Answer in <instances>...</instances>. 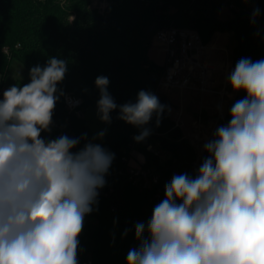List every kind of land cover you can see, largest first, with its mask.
I'll return each mask as SVG.
<instances>
[{
    "label": "clouds",
    "instance_id": "clouds-1",
    "mask_svg": "<svg viewBox=\"0 0 264 264\" xmlns=\"http://www.w3.org/2000/svg\"><path fill=\"white\" fill-rule=\"evenodd\" d=\"M65 72V61L50 58L0 100V264H77L84 218L106 185L113 153L92 141L71 151L86 134L41 138L50 131ZM228 82L245 98L204 144L196 176L174 174L150 220L135 224L139 244L127 264H264V59L242 57ZM109 83L106 76L95 80L99 118L110 124L119 107L118 118L140 128L134 140L143 141L151 132L145 125L154 114L159 125L165 106L145 90L135 103L118 106Z\"/></svg>",
    "mask_w": 264,
    "mask_h": 264
},
{
    "label": "trees",
    "instance_id": "trees-1",
    "mask_svg": "<svg viewBox=\"0 0 264 264\" xmlns=\"http://www.w3.org/2000/svg\"><path fill=\"white\" fill-rule=\"evenodd\" d=\"M222 3L233 6L229 8L231 17L226 20L218 17ZM255 9L259 13L254 16ZM169 25L196 30L204 44L215 32H231L236 42L232 50L233 68L242 57L252 61L264 59V0H107L103 12L92 8L90 0H0V70L7 68L10 59L22 63L28 74L32 67L46 66L50 58L65 61V76L54 94L59 98L52 120L69 122L74 138L86 134L77 150L92 141L114 154L98 203L84 219L78 237L77 264H127L129 249L139 244L135 224L150 220L154 206L165 198V192L155 200V186L141 190L127 175L119 173L123 168L120 159L130 136L141 131L118 118L119 107L110 113L111 123L98 140L83 115L78 117L65 110L63 95L72 93L82 99L81 109L92 107L97 111L98 76L108 77V91L118 106L135 103L141 90L154 94L162 65L149 58L148 49L153 35ZM2 84L1 79L0 87ZM245 96L241 91L229 105L225 125L231 119V106ZM159 100L166 109L165 102ZM165 109L159 125L154 114L147 127L151 130L147 139L158 140L167 157L158 164V159L143 146L137 148L144 154L148 168L158 167L161 182L172 174L195 177L196 174L184 170L195 159L194 150L181 139L179 128ZM49 128L50 131L41 132L45 141L55 140L56 129L52 125ZM206 156L204 151L200 161Z\"/></svg>",
    "mask_w": 264,
    "mask_h": 264
},
{
    "label": "built area",
    "instance_id": "built-area-1",
    "mask_svg": "<svg viewBox=\"0 0 264 264\" xmlns=\"http://www.w3.org/2000/svg\"><path fill=\"white\" fill-rule=\"evenodd\" d=\"M228 7L232 8L233 6L229 5ZM151 42L158 45L163 54L162 72L154 90V95L159 99H161V91L169 92L174 89L194 92L200 96L217 95L219 99H223L226 96L225 87L219 88V83L217 82V68L207 58L208 45L202 42L196 30L169 25L158 30L153 35ZM4 52L6 53V50ZM1 94L2 90L0 87V100ZM82 103V99L72 93L66 92L63 95V105L68 113L78 117L82 116ZM153 119L154 115L145 127H149ZM196 123L193 122L192 125L196 126ZM50 125L56 129L55 139L61 135L74 138L69 122L52 120ZM175 126L179 125L176 123ZM138 135L132 134L130 136V141L123 150V155L120 159L123 168L119 173L127 175L128 180L141 190L151 189L155 186L153 199L156 200L164 192L165 184L171 180L174 174L169 176L166 181L161 182V172L158 171V167L148 168L146 166L145 156L137 148V145L143 146L145 151L155 156L158 159V164L161 163L162 150L160 147H156L152 141H149L147 137L143 141L137 142L134 137ZM71 151H78L77 147ZM202 154L199 153L191 163L185 166L184 170L188 169L191 174H197L202 163L200 161ZM82 264L91 263L90 261H84Z\"/></svg>",
    "mask_w": 264,
    "mask_h": 264
},
{
    "label": "rangeland",
    "instance_id": "rangeland-1",
    "mask_svg": "<svg viewBox=\"0 0 264 264\" xmlns=\"http://www.w3.org/2000/svg\"><path fill=\"white\" fill-rule=\"evenodd\" d=\"M90 1H91V7L97 9L100 12H103L105 7L107 6V0H90ZM218 17L222 20H226L231 17V11L226 3H222L219 13H218ZM228 34L229 35H227L225 38H222L220 40V45L222 49L216 50L215 53L217 54L216 56L218 58L221 59L222 57L224 61L232 62V50L234 46L236 45V42H235L233 35L230 32ZM148 56L151 59H153L155 63H157L158 65H162L163 63L162 51L159 49V47L154 42H151V45L148 49ZM28 78H29L28 71L23 66V64L18 62L17 60L10 59L9 64L7 65V68H4L2 71L0 70V83H1V79L3 83L1 86V90H2L1 100L3 99V92L5 90H7L13 85L17 87H22L28 84ZM225 92H226L225 93L226 96L223 99H219L217 95L216 96H200L199 94H196L194 92L180 91L178 89H174L169 92L161 91L160 93L163 96V98L168 99L167 101L168 102L167 103L168 114L167 115L169 118H171L174 115L175 111L178 109L179 102L180 101L183 102V100L188 99L187 102L185 103V108L187 109L188 114L192 117L190 120L197 118L199 116L198 115L199 109H202L201 121L203 123H205L206 121H208L207 124H210L211 122H216L214 125V128L210 129L208 128V126L206 128H203L199 122L196 123V126H193L192 124H190L191 121L187 120L186 118L184 119L182 117L184 126L179 128L181 132V139L189 143L191 141L189 137H191L193 142L195 143L194 144L192 142L193 145L196 146L197 144L205 143V140L210 141L211 139H213L216 128L220 125H225L224 118H225V114L227 111L226 110V106L228 103L227 101L231 99V97H233V94H232L233 91L231 87L228 91V87H227L225 88ZM240 95H241V92H238L237 96H240ZM213 108H215V111ZM81 111H82V115H83L82 117L84 121L96 135L102 130L106 129L107 124L101 121L96 109L92 107H87V108L81 109ZM203 135L207 136L205 140L201 139L202 137H204ZM152 142L154 143L156 147H159L158 140L155 139ZM193 145L191 146L194 150L195 157H196L199 153L196 152V147ZM202 155H204V151ZM166 157H167L166 152L162 150L160 162H162Z\"/></svg>",
    "mask_w": 264,
    "mask_h": 264
},
{
    "label": "crops",
    "instance_id": "crops-1",
    "mask_svg": "<svg viewBox=\"0 0 264 264\" xmlns=\"http://www.w3.org/2000/svg\"><path fill=\"white\" fill-rule=\"evenodd\" d=\"M229 32H226V33H221V32H215L213 35H212V37H211V39L209 40V42L207 43V45H208V51H207V58H208V60H210L215 66H216V68H217V73H216V77H217V82L219 83V88H221L222 86L223 87H225V88H227L228 87V91H229V89H230V84H229V82H228V77H229V75H230V73L234 70V68L232 67V62L231 61H229V62H226V61H224L223 59H222V57H221V59L220 58H218L216 55V53H215V51L216 50H220V49H222V47H221V45H220V40L222 39V38H225L227 35H229L228 34ZM231 33V32H230ZM232 34V33H231ZM233 35V34H232ZM158 46V45H157ZM159 47V46H158ZM160 49V48H159ZM150 58V57H149ZM151 59V58H150ZM154 63H155V61L153 60V59H151ZM155 64H157V63H155ZM158 65V64H157ZM233 91V90H232ZM230 93V92H229ZM237 93L238 92H236V93H234V92H232V94H233V97H231V99H229L227 102V106H226V110H227V108L229 107V105H230V103L233 101V99L237 96ZM162 96V95H161ZM229 96V95H228ZM202 98V97H201ZM161 99L165 102V105H166V109H165V111H166V114H168V111H167V101H168V99H166V98H163V96L161 97ZM188 100V99H187ZM187 100H183V102L182 101H180L179 102V107H178V109L175 111V113H174V115L170 118V120L171 121H173L174 122V124H178L179 126H177L178 128H181V127H183L184 126V122H183V120H182V117L185 119H187V120H189V121H191V123L190 124H193V122H199L200 123V125L203 127V128H206L207 126H208V128H214V125H215V123L216 122H211L210 124H207V122L208 121H206L205 123H203L202 121H201V115H202V109H199V112H198V117L197 118H195V119H193V120H190L192 117L188 114V111H187V109L185 108V103L187 102ZM169 102H171V101H169ZM176 107V106H175ZM214 109V111H215V108H213ZM189 136H191V135H189ZM204 137H202L201 139L202 140H205V138L207 137L206 135H203ZM41 138H43V139H45V137H44V135H41ZM189 139L191 140L189 143L191 144V145H193V140H192V138L191 137H189ZM193 142V143H192ZM206 142H208V140H205V143ZM205 143H202V144H197L196 146L195 145H193V146H195L196 147V152H198V153H203V151H204V144ZM195 144V143H194ZM198 150V151H197Z\"/></svg>",
    "mask_w": 264,
    "mask_h": 264
}]
</instances>
